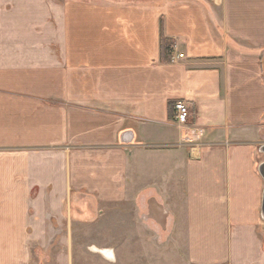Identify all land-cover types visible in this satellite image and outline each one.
Segmentation results:
<instances>
[{
  "label": "crops",
  "instance_id": "crops-1",
  "mask_svg": "<svg viewBox=\"0 0 264 264\" xmlns=\"http://www.w3.org/2000/svg\"><path fill=\"white\" fill-rule=\"evenodd\" d=\"M263 146L264 0H0V264H120L89 207L264 264Z\"/></svg>",
  "mask_w": 264,
  "mask_h": 264
},
{
  "label": "rangeland",
  "instance_id": "rangeland-1",
  "mask_svg": "<svg viewBox=\"0 0 264 264\" xmlns=\"http://www.w3.org/2000/svg\"><path fill=\"white\" fill-rule=\"evenodd\" d=\"M90 219L81 225L80 233L83 235L78 239L80 243H104L119 248L120 264H185L180 256L168 252V241L160 240L149 232L140 230L136 237H129L130 230L128 222L119 223L114 221L119 214L114 207H104L97 211L96 207H89ZM128 213V207H124L120 213ZM131 234V233H130ZM32 252L37 255V248Z\"/></svg>",
  "mask_w": 264,
  "mask_h": 264
},
{
  "label": "built area",
  "instance_id": "built-area-1",
  "mask_svg": "<svg viewBox=\"0 0 264 264\" xmlns=\"http://www.w3.org/2000/svg\"><path fill=\"white\" fill-rule=\"evenodd\" d=\"M179 57H183V55H179ZM175 109H176V122L179 125L187 124L190 117V110L187 104L185 102H178L175 106ZM107 251L109 252V250Z\"/></svg>",
  "mask_w": 264,
  "mask_h": 264
},
{
  "label": "water",
  "instance_id": "water-1",
  "mask_svg": "<svg viewBox=\"0 0 264 264\" xmlns=\"http://www.w3.org/2000/svg\"><path fill=\"white\" fill-rule=\"evenodd\" d=\"M261 153L264 154V146L261 149ZM259 171L264 179V163L260 166ZM262 217L264 219V196H263V203H262Z\"/></svg>",
  "mask_w": 264,
  "mask_h": 264
},
{
  "label": "trees",
  "instance_id": "trees-1",
  "mask_svg": "<svg viewBox=\"0 0 264 264\" xmlns=\"http://www.w3.org/2000/svg\"><path fill=\"white\" fill-rule=\"evenodd\" d=\"M163 50H164V53L166 56H169L171 55V49H172V46L171 44H169L168 42H166L165 40H163Z\"/></svg>",
  "mask_w": 264,
  "mask_h": 264
},
{
  "label": "bare ground",
  "instance_id": "bare-ground-1",
  "mask_svg": "<svg viewBox=\"0 0 264 264\" xmlns=\"http://www.w3.org/2000/svg\"><path fill=\"white\" fill-rule=\"evenodd\" d=\"M105 255H106V257H108L109 259H112L113 258V254L111 253L112 251H105V250H103L102 251Z\"/></svg>",
  "mask_w": 264,
  "mask_h": 264
}]
</instances>
